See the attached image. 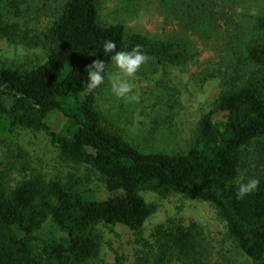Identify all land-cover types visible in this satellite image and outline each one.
Instances as JSON below:
<instances>
[{"label":"trees","instance_id":"trees-1","mask_svg":"<svg viewBox=\"0 0 264 264\" xmlns=\"http://www.w3.org/2000/svg\"><path fill=\"white\" fill-rule=\"evenodd\" d=\"M102 1L0 0V38L44 48L37 62H0V264H105L100 227L114 224L127 226L144 248L136 264H210L195 222L167 220L153 228L151 240L144 238L157 206L142 191L209 202L234 244L252 264H264V175L243 199L234 185L250 145L264 138V13H237L230 0H173L187 29L197 31L206 21L209 30L231 28L234 56L192 146L149 152L104 121L97 107L103 85L87 90L86 68L103 59L107 79V40L117 51L139 45L164 67L185 65L189 51L181 40L151 39L122 23L102 22ZM42 16L47 23L40 29L34 23ZM56 113L65 119L57 131L47 123ZM19 129L44 131L62 159L98 172L110 195L96 198L75 173L47 179L27 162L10 177L3 143Z\"/></svg>","mask_w":264,"mask_h":264},{"label":"rangeland","instance_id":"rangeland-1","mask_svg":"<svg viewBox=\"0 0 264 264\" xmlns=\"http://www.w3.org/2000/svg\"><path fill=\"white\" fill-rule=\"evenodd\" d=\"M229 6L251 14L264 13V0H230ZM173 0H103L99 18L102 22H119L129 32H139L151 39L183 41L188 61L179 67L161 66L148 59L130 82L133 91L128 97L117 98L110 90L108 76L97 98V107L104 121L116 128L131 144L143 151L183 152L196 137L201 117L213 108L220 90V80L233 59L234 38L231 28L209 30L188 29L179 19L180 12ZM46 17H41L43 28ZM42 48V49H41ZM44 48H27L0 38V62L18 64L39 61ZM65 122L60 114L47 119L52 130H59ZM11 151V152H10ZM21 151L22 157H18ZM4 154H9V176L20 175L22 163L27 162L47 179L65 178L75 173L84 179L83 187L98 199L110 195L98 172L84 164L64 160L59 149L44 131L19 129L3 143ZM11 163V164H10ZM264 175V138L252 143L247 151L240 176L246 179ZM144 198L156 204L155 212L143 227V236L151 240L153 228L171 220L187 225L195 222L210 264H252L231 239L225 220L215 207L206 201L180 194L160 196L142 191ZM103 243L101 258L105 264H136L138 251L144 249L133 231L123 224L101 225Z\"/></svg>","mask_w":264,"mask_h":264},{"label":"clouds","instance_id":"clouds-1","mask_svg":"<svg viewBox=\"0 0 264 264\" xmlns=\"http://www.w3.org/2000/svg\"><path fill=\"white\" fill-rule=\"evenodd\" d=\"M116 42L107 40L103 43V53L109 56L111 68L114 69L108 76V84L111 92L117 98L128 97L133 91L130 82L135 78L141 66L147 62L149 57L137 45L128 51H117ZM106 65L103 59L94 60L86 68V80L83 81L87 90L92 91L105 83ZM260 180L252 177L245 180L243 176L235 178V192L238 198L252 194L258 189Z\"/></svg>","mask_w":264,"mask_h":264}]
</instances>
